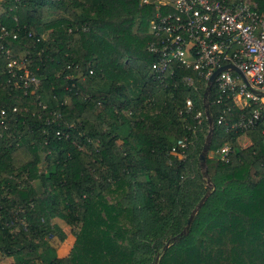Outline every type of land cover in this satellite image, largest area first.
I'll return each mask as SVG.
<instances>
[{
    "label": "trees",
    "instance_id": "1",
    "mask_svg": "<svg viewBox=\"0 0 264 264\" xmlns=\"http://www.w3.org/2000/svg\"><path fill=\"white\" fill-rule=\"evenodd\" d=\"M253 1L264 13V0ZM0 5V34L8 27L0 37L1 256L12 257L7 264H136L135 208L124 198L133 179L153 221L174 213L187 166L186 149L173 147L192 139L206 91L182 78L198 72L173 64L164 80L155 77L148 44L156 7L141 0ZM8 49L37 85L8 81ZM218 96L214 85L213 155L206 161L214 192L189 232L157 251L158 264H264V120L247 131L218 124L233 105L217 103ZM241 112L234 106L227 119ZM226 144L227 160L217 152ZM57 220L80 224L63 256L52 242L68 237Z\"/></svg>",
    "mask_w": 264,
    "mask_h": 264
},
{
    "label": "built area",
    "instance_id": "2",
    "mask_svg": "<svg viewBox=\"0 0 264 264\" xmlns=\"http://www.w3.org/2000/svg\"><path fill=\"white\" fill-rule=\"evenodd\" d=\"M152 4L156 13L150 21L152 39L149 50L156 56L152 68L155 77L164 80L173 64L190 67L198 72L196 77L184 76L183 81L194 89H207L213 72L224 65L233 64L241 71L228 67L215 77L219 93L217 103L232 99L233 105L219 114L218 124L228 129L247 131L264 120V13L253 0H141ZM16 20V18H15ZM1 27L0 37L8 33ZM16 36V35H15ZM3 46L2 43H0ZM8 52L9 82L18 86L37 85L39 80L26 62ZM175 74V70H170ZM15 78V81H12ZM209 102V99H208ZM194 99L186 101L187 111ZM206 106V101H204ZM237 106L243 110L238 119L229 121L226 113ZM203 110V109H202ZM196 117L200 124L205 113ZM246 110V111H244ZM191 146L187 137L179 138L173 150ZM229 144L218 149L221 158L228 159Z\"/></svg>",
    "mask_w": 264,
    "mask_h": 264
},
{
    "label": "rangeland",
    "instance_id": "3",
    "mask_svg": "<svg viewBox=\"0 0 264 264\" xmlns=\"http://www.w3.org/2000/svg\"><path fill=\"white\" fill-rule=\"evenodd\" d=\"M1 11H5V9L0 5V12ZM202 109L204 110H202L203 112H206V118L202 120L194 131L191 139V146L185 154H183L187 170L182 181L177 212L173 213L161 223L153 221L144 207L140 190L137 188L135 181L131 179L132 184L130 186V191L128 196L124 198V202L125 204L133 205L135 208V224L138 229L133 234V237L139 244V250L135 255L136 264H154L157 251L162 249L168 240L175 242L177 240L175 236L177 233L181 235V232H185L188 219L193 211L198 207L205 195L209 197V195L214 192V185L211 179L207 175H202L206 166L200 160V154L204 149L209 131L212 128L206 106ZM248 139L249 138L244 134L240 136L239 143L242 146L248 145ZM212 155L213 152L210 150L208 156ZM42 220L39 217L32 221L37 223V221L41 222ZM57 221L68 234V237L64 241H57V239L52 240L57 246L59 255L63 256L66 255L72 247L75 240V236L72 232L78 229L80 224L69 225L62 220ZM173 236L176 238H173ZM171 237L172 239H170ZM12 260V257L3 258L0 254V264H7Z\"/></svg>",
    "mask_w": 264,
    "mask_h": 264
},
{
    "label": "water",
    "instance_id": "4",
    "mask_svg": "<svg viewBox=\"0 0 264 264\" xmlns=\"http://www.w3.org/2000/svg\"><path fill=\"white\" fill-rule=\"evenodd\" d=\"M228 67H231L233 69H236L238 71H241L238 67L234 66L233 64H227V65H224V66H221V67L217 68L213 72V74L211 75V77H210V79L208 81V87H207V89H206V91L204 93V101H206V110H207V113H208V118L210 119V122L212 124V128L209 131L208 139H207V141L205 143V146H204V149H203L202 153L200 154V160L205 164V166H206V161H207V157H208V152L210 151V148H211V143H212V138H213V132H214V122H215V120L212 118V116L210 114V104L208 102L209 94H210L211 88H212V86L214 84V80H215V77L217 76V74L221 70L226 69ZM204 175H207L208 176L207 169H205ZM206 198H207V195L204 196V198L202 199L201 203L193 211V213L191 214V216L188 219L186 230H185V232H181V235L184 234V233H188L189 232L190 227L192 225V222L194 221V218L196 216V213H197L198 209L202 206V204L205 202V199ZM171 243H172V241L171 240H168L167 243H166V245H165V248H167ZM159 258H160V253L157 254L156 261H155L154 264H158Z\"/></svg>",
    "mask_w": 264,
    "mask_h": 264
},
{
    "label": "crops",
    "instance_id": "5",
    "mask_svg": "<svg viewBox=\"0 0 264 264\" xmlns=\"http://www.w3.org/2000/svg\"><path fill=\"white\" fill-rule=\"evenodd\" d=\"M244 135V134H243ZM246 135V134H245ZM247 136V135H246ZM247 138H248V136H247ZM248 140H250V139H248ZM247 144H249V141H248V143ZM246 146V145H245ZM222 185V184H221ZM233 185H236L237 186V188H238V190H242V191H245V190H247V187L245 186V185H243V184H241V183H233ZM179 205V204H178ZM178 205H177V207L175 208V210H174V213L175 212H177V208H178ZM201 208V207H200ZM199 208V209H200ZM199 209H198V211H199ZM197 211V212H198ZM69 252V251H68Z\"/></svg>",
    "mask_w": 264,
    "mask_h": 264
}]
</instances>
